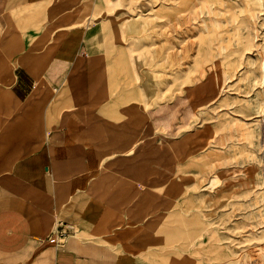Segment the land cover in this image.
<instances>
[{
    "label": "crops",
    "instance_id": "crops-1",
    "mask_svg": "<svg viewBox=\"0 0 264 264\" xmlns=\"http://www.w3.org/2000/svg\"><path fill=\"white\" fill-rule=\"evenodd\" d=\"M73 11L71 0H0V264H157L147 184L160 167L147 139L184 112L147 108L128 83L120 19Z\"/></svg>",
    "mask_w": 264,
    "mask_h": 264
},
{
    "label": "rangeland",
    "instance_id": "rangeland-1",
    "mask_svg": "<svg viewBox=\"0 0 264 264\" xmlns=\"http://www.w3.org/2000/svg\"><path fill=\"white\" fill-rule=\"evenodd\" d=\"M71 2L73 18L122 21L127 81L147 108L184 112L147 139L160 167L149 172L158 188L147 184V258L154 243L157 264H264V0Z\"/></svg>",
    "mask_w": 264,
    "mask_h": 264
},
{
    "label": "bare ground",
    "instance_id": "bare-ground-1",
    "mask_svg": "<svg viewBox=\"0 0 264 264\" xmlns=\"http://www.w3.org/2000/svg\"><path fill=\"white\" fill-rule=\"evenodd\" d=\"M65 1V0H64ZM78 2V1H77ZM112 2V1H111ZM183 4V3H182ZM187 8V7H186ZM59 10V9H58ZM47 13V12H46ZM58 14V13H57ZM71 16V15H70ZM236 16V15H235ZM234 16V17H235ZM203 17V16H202ZM65 19V18H64ZM67 19V18H66ZM201 19V18H200ZM233 20H235V19H233ZM236 20H238V17L236 16ZM94 22V21H93ZM106 22V21H105ZM32 24H34V23H32ZM94 24V23H93ZM216 26V25H215ZM111 28V27H110ZM29 29V28H28ZM74 29V28H73ZM90 29V28H89ZM109 29V28H108ZM68 31V30H67ZM112 32H113V30H112ZM116 32V31H115ZM25 33V32H24ZM116 35V34H115ZM123 38V37H122ZM118 39V38H117ZM263 87H264V66H263ZM226 74V73H225ZM225 74H223V76H226ZM227 80V79H226ZM120 87H121V85H119ZM183 100H184V102L185 101H187V98H183ZM261 106L263 107L264 106V102H263V99H261ZM194 114H195V111H192L191 109L188 111V113L186 114V117H185V120H186V125L187 124H191L192 122L190 121V120H192L193 118H194ZM141 115V114H140ZM140 115H138V116H140ZM142 116V115H141ZM167 122V121H166ZM166 122H164V123H166ZM190 122V123H189ZM164 123H163V125H164ZM210 136V135H209ZM208 136V137H209ZM189 138V137H188ZM196 138V137H195ZM202 140V139H201ZM211 140V139H210ZM182 143V142H181ZM209 143H211V142H209ZM162 144V143H161ZM196 144H197V142H196ZM203 148V147H202ZM201 150V149H200ZM195 151V150H194ZM193 152V151H192ZM207 155V154H206ZM206 158V157H205ZM210 161V160H209ZM210 163V162H209ZM186 177V176H185ZM208 186V185H207ZM206 187V186H205ZM202 190H204V189H202ZM206 190V189H205ZM215 208V207H214ZM217 209V208H216ZM216 213V212H215ZM259 228H261V227H259ZM258 230V229H257ZM253 232H254V230H253ZM216 233V232H215ZM254 235H255V237H260V238H264V233H262V234H260V235H258V234H255L254 233ZM219 241V240H218ZM217 241V242H218ZM260 241V240H259ZM207 244V243H206ZM219 245V244H218ZM210 247V246H209ZM225 247V246H224ZM190 249V248H189ZM203 250V249H202ZM225 250V249H224ZM211 252H213V251H211ZM206 254V253H205ZM209 254H210V252H209ZM212 254V253H211ZM220 254V253H219ZM227 254V253H226ZM225 254V255H226ZM218 255V254H217ZM261 255V254H260ZM197 256V255H196ZM215 257V256H214ZM212 258V257H211ZM218 258V257H217ZM224 258H226L225 256H224ZM229 258H230V256H229ZM227 260V259H226ZM231 260H232V258H231ZM185 261V260H184ZM214 261V260H213ZM227 262V261H226Z\"/></svg>",
    "mask_w": 264,
    "mask_h": 264
},
{
    "label": "built area",
    "instance_id": "built-area-1",
    "mask_svg": "<svg viewBox=\"0 0 264 264\" xmlns=\"http://www.w3.org/2000/svg\"><path fill=\"white\" fill-rule=\"evenodd\" d=\"M69 236V228L65 225L64 222H60L57 231L54 235V239L57 241L63 242L65 238Z\"/></svg>",
    "mask_w": 264,
    "mask_h": 264
}]
</instances>
